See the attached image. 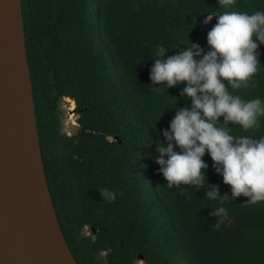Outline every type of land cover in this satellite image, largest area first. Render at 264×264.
<instances>
[{
  "label": "trees",
  "instance_id": "16d2710c",
  "mask_svg": "<svg viewBox=\"0 0 264 264\" xmlns=\"http://www.w3.org/2000/svg\"><path fill=\"white\" fill-rule=\"evenodd\" d=\"M20 1L44 170L77 263L135 264L141 255L145 264H264V202L225 197L228 218L217 229L208 214L219 204L205 190L231 193L210 157L199 190L168 188L155 163L159 129L190 100L182 83L153 88L151 53L163 46L172 55L188 41L207 50L216 18L200 21L225 10L219 0ZM230 10H264V0H235ZM257 51L255 87L234 93L246 100H264V45ZM69 95L80 118L75 135L62 130L59 105ZM229 127L259 138L264 116L246 131Z\"/></svg>",
  "mask_w": 264,
  "mask_h": 264
},
{
  "label": "clouds",
  "instance_id": "9594fccd",
  "mask_svg": "<svg viewBox=\"0 0 264 264\" xmlns=\"http://www.w3.org/2000/svg\"><path fill=\"white\" fill-rule=\"evenodd\" d=\"M219 3L224 11L206 12L200 21L207 25L216 18L206 33L207 50L188 41L166 55L169 49L158 46L149 70L154 89L182 83L179 93L190 100L188 107L176 108L166 129H159L163 140L155 148L158 171L168 188L191 185L199 190L206 183L207 154L231 193L221 196L216 185L205 190L206 199L219 204L208 214L218 217L217 229L228 218L225 197L243 195L247 203L264 202V136L234 135L229 127L231 123L246 131L264 116L260 97L246 100L234 94L241 87H255L252 77L261 64L257 49L264 45V10H230L235 0ZM195 24L193 17L191 28ZM101 195L111 200L116 193L103 189Z\"/></svg>",
  "mask_w": 264,
  "mask_h": 264
},
{
  "label": "water",
  "instance_id": "95a60500",
  "mask_svg": "<svg viewBox=\"0 0 264 264\" xmlns=\"http://www.w3.org/2000/svg\"><path fill=\"white\" fill-rule=\"evenodd\" d=\"M67 98L66 106L74 103L72 95ZM79 119L67 124L69 134L78 133ZM4 217L37 264H78L44 170L20 0H0V264H18Z\"/></svg>",
  "mask_w": 264,
  "mask_h": 264
},
{
  "label": "bare ground",
  "instance_id": "6f19581e",
  "mask_svg": "<svg viewBox=\"0 0 264 264\" xmlns=\"http://www.w3.org/2000/svg\"><path fill=\"white\" fill-rule=\"evenodd\" d=\"M68 107L69 109L73 107L72 100H70V105ZM69 118H70V121H75L74 114L71 112L69 113ZM4 223H5L6 231H7L6 242L13 252L14 260L18 264H37L31 252L27 250L25 243L22 240H20L18 236L15 234L12 225L10 224V222L8 221L6 217H4ZM142 264H144L143 261H142Z\"/></svg>",
  "mask_w": 264,
  "mask_h": 264
},
{
  "label": "rangeland",
  "instance_id": "374dc122",
  "mask_svg": "<svg viewBox=\"0 0 264 264\" xmlns=\"http://www.w3.org/2000/svg\"><path fill=\"white\" fill-rule=\"evenodd\" d=\"M67 99H68L67 97L62 98L61 101H60V105H59V107L61 109L62 130L65 131V132L68 131L67 130V123L70 122V118H69V113L70 112L68 111L69 107L66 106V101H68L69 99L68 100ZM76 116H77V113H74V120H75ZM85 230H86V228H85ZM142 261H143V259H140L139 255H138L137 258H136V263L135 264H142ZM144 264H145V262H144Z\"/></svg>",
  "mask_w": 264,
  "mask_h": 264
},
{
  "label": "flooded vegetation",
  "instance_id": "af4514ba",
  "mask_svg": "<svg viewBox=\"0 0 264 264\" xmlns=\"http://www.w3.org/2000/svg\"><path fill=\"white\" fill-rule=\"evenodd\" d=\"M68 101H69V100H68ZM66 102H67V101H66ZM73 105L75 106V102L73 103ZM74 106H73L71 109L68 108V111L71 112V113H73V114H74V113H77V116H79V115H78V111H77V109H76V106H75V108H74ZM67 107H68V106H67ZM73 110H75V111L72 112ZM77 116H76V117H77ZM76 117H75V118H76ZM67 124H68V123H67ZM67 130H68V129H67ZM64 132H65V131H64ZM66 133L69 134L68 131H67ZM70 135H71V134H70Z\"/></svg>",
  "mask_w": 264,
  "mask_h": 264
}]
</instances>
